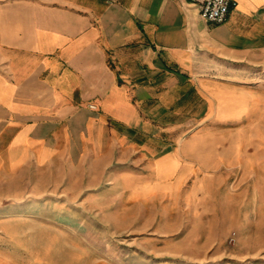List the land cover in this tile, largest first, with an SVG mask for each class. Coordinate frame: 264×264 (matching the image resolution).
Wrapping results in <instances>:
<instances>
[{
  "label": "crops",
  "instance_id": "obj_1",
  "mask_svg": "<svg viewBox=\"0 0 264 264\" xmlns=\"http://www.w3.org/2000/svg\"><path fill=\"white\" fill-rule=\"evenodd\" d=\"M233 1L213 23L192 0H0V177L88 160L130 191L177 199L189 177L204 196L229 162L214 124L261 121V91L218 77L264 61V0Z\"/></svg>",
  "mask_w": 264,
  "mask_h": 264
},
{
  "label": "rangeland",
  "instance_id": "obj_2",
  "mask_svg": "<svg viewBox=\"0 0 264 264\" xmlns=\"http://www.w3.org/2000/svg\"><path fill=\"white\" fill-rule=\"evenodd\" d=\"M254 58L218 77L261 91V121L214 124L229 137L218 144L229 162L210 169L204 196L191 201L189 177L177 199L130 191L111 168L93 175L88 160L84 175L2 176L0 264H264V61Z\"/></svg>",
  "mask_w": 264,
  "mask_h": 264
},
{
  "label": "built area",
  "instance_id": "obj_3",
  "mask_svg": "<svg viewBox=\"0 0 264 264\" xmlns=\"http://www.w3.org/2000/svg\"><path fill=\"white\" fill-rule=\"evenodd\" d=\"M199 9L200 16L208 22H223L230 9L234 6L233 0H192Z\"/></svg>",
  "mask_w": 264,
  "mask_h": 264
}]
</instances>
